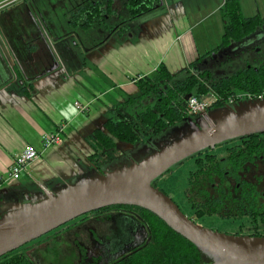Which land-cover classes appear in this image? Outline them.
<instances>
[{
  "label": "crops",
  "instance_id": "crops-1",
  "mask_svg": "<svg viewBox=\"0 0 264 264\" xmlns=\"http://www.w3.org/2000/svg\"><path fill=\"white\" fill-rule=\"evenodd\" d=\"M7 1L0 0L1 11L5 10L2 6ZM253 1L251 7L247 0H240L242 15L264 19V0ZM107 2L103 6H109L114 13H104L102 22L95 24L99 26L96 39L103 45L99 49L93 45L92 49H78L80 60L69 66L61 63L59 50L49 44V36L42 32L30 8L24 6L17 11L14 20L20 23L17 30L12 24L14 34L19 35L16 44L11 49H0V175L3 178L15 156L26 146L38 152L39 158L28 167L34 176H39L38 183L47 191H58V187L71 185L93 171L101 172L92 163L100 149L91 137L92 143L88 142L84 133L93 134L109 118L117 119L118 116L110 115L109 108L113 112L131 98L139 100L138 80L154 74L160 65L172 75V81L175 77L181 81L190 72L201 71L199 65L206 56L214 57L218 52L220 43L210 52L207 42H199L194 35V29L219 13L223 7L221 0H158L157 9L155 3L134 18L128 12L129 18H122L119 24L110 18L115 10L111 0ZM132 20L139 28L127 36L125 32ZM108 29L113 44L108 42ZM24 37L34 49H15ZM75 102L88 105L89 109L80 113L74 107ZM57 132L62 144L45 147L42 136ZM14 182L2 181L0 200L12 198ZM18 189L23 206L36 195Z\"/></svg>",
  "mask_w": 264,
  "mask_h": 264
},
{
  "label": "trees",
  "instance_id": "trees-1",
  "mask_svg": "<svg viewBox=\"0 0 264 264\" xmlns=\"http://www.w3.org/2000/svg\"><path fill=\"white\" fill-rule=\"evenodd\" d=\"M157 1L126 0L125 5L129 15L134 18L151 9ZM101 5L100 2L88 1L78 6L72 12L70 24L83 30L93 24H100L104 13H114L109 6ZM221 17L223 34L219 48L226 47L232 41L243 40L264 22V19L258 16L244 17L238 0H224ZM202 77L204 78V75L201 73L192 74L184 80L172 81V75L160 65L154 74L139 79L138 97L142 100L144 110L140 111L135 119L118 111L117 119L109 118L102 128L93 131L91 138L100 149L101 155H106L112 150L116 141L134 144L144 140L148 133H156L187 117L188 110L184 102L188 103L192 97L200 98L213 92L216 101L210 108L212 110L224 107L230 101H236L237 91L255 95L264 90V77L258 76L252 69L237 71L227 78L211 83ZM262 136L264 133H253L236 139L238 142L253 145L245 150L231 148L223 160H217L215 156L208 154V150L191 156L195 159L196 170L190 172L188 187L184 194L195 217L218 215L222 219H237L251 215L241 209L237 210L235 206L244 207L248 200V190L254 191L257 188L259 179L255 181V176L252 179L246 177V174H255L251 171L255 163L254 158L246 156L245 152L256 151L257 146L254 144L264 143ZM244 166L247 170L241 175L239 171ZM156 180L152 182L153 187ZM147 212L154 218L148 220L151 248L149 252L139 253L135 258H131L130 263L127 264H206L204 255L195 245L169 227L158 215L148 210ZM15 260L11 264H21L20 261Z\"/></svg>",
  "mask_w": 264,
  "mask_h": 264
},
{
  "label": "water",
  "instance_id": "water-1",
  "mask_svg": "<svg viewBox=\"0 0 264 264\" xmlns=\"http://www.w3.org/2000/svg\"><path fill=\"white\" fill-rule=\"evenodd\" d=\"M207 111L139 163L121 164L111 173L95 172L58 191L29 199L0 217V257L87 213L110 206H136L158 215L204 255L206 264H264V237H241L204 229L185 217L152 182L179 161L216 145L264 133V98L239 101ZM57 188V187H56Z\"/></svg>",
  "mask_w": 264,
  "mask_h": 264
},
{
  "label": "rangeland",
  "instance_id": "rangeland-1",
  "mask_svg": "<svg viewBox=\"0 0 264 264\" xmlns=\"http://www.w3.org/2000/svg\"><path fill=\"white\" fill-rule=\"evenodd\" d=\"M88 1L101 2L104 5L108 3L107 0L7 1L5 3L6 5L2 6L3 8L6 7L5 10L1 11L0 9V49H11L10 46H12V44H16L15 40L19 35L18 33L14 34L12 24L14 27L20 24L15 23L14 21L15 17H17V11L22 9L24 6H28L32 11L35 20L38 22L39 27H41L42 32H44L46 36H49V44H54L55 49L59 50L61 63L67 66H69V64L75 65V63L78 62L81 57L79 55L78 49H92L93 46H96L95 48L99 49L100 46L103 45L100 44L98 39H96L99 26L94 24L93 27L83 30L78 26L74 27L70 24L72 12L78 6ZM223 1L224 0H221L222 5ZM238 1L240 4V0ZM125 2L126 0H111V6L115 10V14L111 15L110 18H112V20H118V24L121 22L122 18H129L128 9L125 5ZM247 2L251 7H253V0H247ZM155 7L157 9V3L155 4ZM195 16L199 17L200 15L196 14ZM136 24L137 23H134L133 20L128 24L129 30L125 32L127 36H130L133 32L138 30L139 27H137ZM202 24L203 25L197 27L196 30L194 29V35L197 37L199 42L205 40L210 49L214 50L213 48H215V46L221 42V37L223 34L221 10L218 14L211 16ZM5 26H8V28H4ZM17 28L18 26L16 27V30ZM217 31L220 32V36L217 34ZM113 32L116 31L113 30ZM106 34L108 36V42H110L109 44H113V40L111 39V29H108ZM58 37L59 39L56 40ZM52 41L54 42L52 43ZM29 42V39L24 37L20 40V46H17L15 49H34V47L32 48L30 46ZM256 55L257 53L253 52L252 50H242L237 53H228L221 49L214 57L212 55H207L206 59L203 60V62L199 65V69L201 71H207L209 77L211 78L209 79V82H213L221 78L229 77L233 73L244 69L247 67V65L256 64L254 61ZM177 80L178 79H176V77L173 79V81ZM209 97L210 96L207 95L206 98ZM235 97H243V93L237 91L235 93ZM139 101L140 100L130 102L125 101L126 103L119 105L118 110H114L113 112H111V109L109 108L110 115L117 117L119 111L120 113L135 119L136 114L144 110L142 103ZM143 101H146V99H143ZM238 102L239 101L231 102L228 104V107L231 109L235 108ZM187 120L196 121L197 117L193 114H187V117L182 118L173 125L167 126L156 133H148L144 140H139L134 144H125L116 141V146L112 150L108 151L106 155H101V153L98 152L97 157L92 158V163L99 166V169L103 173H111L121 164L131 165L133 161L139 163L150 153L154 147L157 146L158 143L168 140L170 137L176 134L179 129L184 127ZM84 134L86 140L92 143L90 139L92 135L91 131H88ZM237 142L238 141L236 139H232L228 142L218 144L213 149H208V154L215 155L217 159H224L226 157V149L237 144ZM194 170H196L195 159L192 157L183 159L171 166L167 172L157 178L156 187L177 205L185 217L193 218L196 225L221 234L237 235L241 237L249 236V227L251 224L246 218H242L241 220L222 219L217 215L194 218L191 205L184 195L188 185V176L190 172ZM31 172V168L27 166L25 171H23L17 178L19 180L16 179L13 183L14 188L12 198L7 201L0 200V217L5 215V213L10 210V208L12 209L20 206V204L17 203L22 201V195L18 187L33 194L41 193L42 188L38 183L40 181L39 176H34V174ZM26 174H28L30 178L27 177ZM5 179L6 181L8 179L7 173Z\"/></svg>",
  "mask_w": 264,
  "mask_h": 264
},
{
  "label": "flooded vegetation",
  "instance_id": "flooded-vegetation-1",
  "mask_svg": "<svg viewBox=\"0 0 264 264\" xmlns=\"http://www.w3.org/2000/svg\"><path fill=\"white\" fill-rule=\"evenodd\" d=\"M103 5L102 3L101 6L104 7ZM221 49L228 53H237L242 50H252L257 53L254 60L256 64L247 65L241 70L252 69L258 76L264 77V22L243 40L232 41L226 47L217 50ZM200 73L204 75V78L202 77L204 80L206 79L208 83H211L207 71L190 72L188 75ZM211 94L215 97L213 92H209L207 95L210 96ZM207 95L200 98L207 97ZM184 106L187 108V103L184 102ZM261 138L264 139V136ZM252 145L251 143L237 142V144L226 149V156L227 151L231 148L245 150ZM254 146H257L255 153L252 151L245 153L246 156L254 158L255 165L251 171L255 174H246V177L252 179L255 176V181L259 179V182H257L255 192L248 190V200L245 206L242 208L235 206L237 210L241 209V211L252 216L232 219H248L251 224L248 235L250 237H263L264 143L254 144ZM215 158L217 159L216 156ZM246 170L247 167L244 166L239 173L243 175ZM149 219L154 220L146 209L136 206L117 205L102 208L82 215L17 250L5 254L0 257V264H11L16 261L15 259L21 264H127L130 263L131 258H135L139 253H147L151 248ZM189 219L194 222L193 218Z\"/></svg>",
  "mask_w": 264,
  "mask_h": 264
},
{
  "label": "built area",
  "instance_id": "built-area-1",
  "mask_svg": "<svg viewBox=\"0 0 264 264\" xmlns=\"http://www.w3.org/2000/svg\"><path fill=\"white\" fill-rule=\"evenodd\" d=\"M264 98V90L258 94L251 95V94H243V97H235L236 101L241 100H251V99H263ZM216 101V97L212 94L209 98H190L187 103V110L188 114H193L196 116H202L203 114L207 113L210 108L213 106L214 102ZM231 103V101H230ZM74 107L77 109L78 112L84 113L89 109L88 105H83L78 102L74 103ZM43 144L45 147L50 146H60L62 144V139L60 134L57 132L55 134L43 135L42 136ZM39 158L38 152L30 146H26L22 149V151L15 156L11 166L8 169V179L7 180H16L19 175L25 171L26 167L29 166L31 163L35 162ZM6 179L0 175V184L2 181Z\"/></svg>",
  "mask_w": 264,
  "mask_h": 264
}]
</instances>
